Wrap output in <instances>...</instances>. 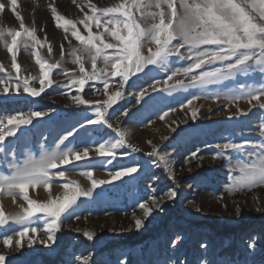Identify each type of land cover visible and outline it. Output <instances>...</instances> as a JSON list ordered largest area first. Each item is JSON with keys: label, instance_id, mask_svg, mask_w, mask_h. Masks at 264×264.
I'll return each mask as SVG.
<instances>
[{"label": "rangeland", "instance_id": "1", "mask_svg": "<svg viewBox=\"0 0 264 264\" xmlns=\"http://www.w3.org/2000/svg\"><path fill=\"white\" fill-rule=\"evenodd\" d=\"M0 2L7 5L0 11V28L20 30L9 0ZM88 2L17 0V11L21 13L25 25L34 26L37 37L42 41L35 49L29 42L26 48L16 50L22 77L39 76L34 53H39L49 63L61 60V43L65 49L62 68L76 69L75 75H79L78 65L72 64L67 55L70 47L78 46L79 42L70 32L67 35L71 45L64 39L65 32L57 27L50 5L56 7L57 14L76 22L81 34L87 35L88 30L79 21L85 18V12L91 14ZM119 2L91 0L97 8ZM136 15L139 16V13ZM89 23L94 33L98 31L93 22ZM105 39L114 42L107 35ZM49 46L53 48L51 55L47 50ZM149 47L154 49L155 45L145 43V55ZM186 51V48L181 49V52ZM0 63L16 76V70L11 68V53L3 42H0ZM189 63L191 61L188 59H180L174 54L169 57L166 66L149 65L143 72L130 75L120 89L122 94L117 102L107 109L106 115L113 128L103 123H87L88 119H95L94 108L91 105H78L71 99L74 95L90 101L107 99L102 81H88L80 89L78 85L70 83L69 76L61 69H54L50 74L53 83L45 87L40 96L33 97L22 89L15 92L10 88L7 94L0 91V116L30 111L46 113L45 116L33 118L31 124L21 125L15 136L6 137L4 152H0V169H6V163L13 159L22 161L29 152L38 156L42 149H55L62 137L73 130V136L60 145L62 149L70 147L82 150L86 146L94 147L96 142L112 140L116 136L113 129L117 126L129 130L127 143L116 150L115 159L98 156L90 148L89 158L60 166V170L65 171L64 178H52V197L62 196L63 183L68 181H76L81 189L90 188L91 180L82 174L89 170L95 179L109 181L98 185L91 196L79 197L76 204L62 214L61 228L56 232L55 242L49 241L47 245L39 242L47 239L43 218L31 225L38 229L34 234L37 242L29 244L25 237L23 247L19 249L5 247L2 238L3 234L14 235L21 226L12 222L0 226V253L6 254L5 264H81L86 257L89 264H264V186L229 193L226 190L230 183L229 175H238L232 169L237 153L229 150L225 156L213 159L219 151L217 144L228 140L241 142L244 139H261L260 125L264 123V109L258 105L253 107L255 101L249 104L241 99L234 103L225 97L239 83L258 84L264 81V74L257 68L248 76L238 74L234 79L209 84L204 89L199 86L169 87L176 79L184 80L187 84L183 74L171 80L168 77L176 68L187 67ZM85 67L91 71L90 61L85 63ZM97 67H103L99 60ZM165 80L168 81L167 85L164 84ZM119 82V78H111L109 93L116 91ZM29 85L40 87L38 79L30 80ZM2 87L0 85V89ZM142 90L147 92L138 102ZM193 96L198 99L188 104ZM194 109L197 114L192 119ZM238 110L247 114L242 115ZM165 112L168 114L160 119ZM128 144L139 151L134 152ZM153 144L158 146L159 151L170 154L175 180L169 178L163 164L154 165L152 160L156 158L147 155L152 151ZM197 149L200 150L197 158H191L190 154ZM186 159L188 163H185ZM133 162L141 165L136 173L111 180L110 172L131 166ZM172 188L177 192L176 198H165L161 208L154 209L137 230L133 213L137 217L143 215L138 205L152 196L159 200ZM28 193L31 199L37 201L49 198V191L42 185L35 189L29 187ZM113 194L118 198H114ZM20 205L27 207L21 195L17 194L13 202L12 196L0 193V207L6 213L20 211ZM197 208L200 210L197 211ZM85 230L95 233L92 240L83 235ZM253 244L254 247L251 246Z\"/></svg>", "mask_w": 264, "mask_h": 264}, {"label": "snow or ice", "instance_id": "2", "mask_svg": "<svg viewBox=\"0 0 264 264\" xmlns=\"http://www.w3.org/2000/svg\"><path fill=\"white\" fill-rule=\"evenodd\" d=\"M9 4L15 18L19 21L20 30L0 28V42H3L7 51L11 53V68L16 70V76H13L12 72L0 63V73L3 74L0 75V85H3L0 91L7 94L10 88L15 92H20L22 89L33 97L40 96L45 87L53 83L50 74L54 69H61L65 75L69 76L70 83L78 85L80 89L88 81H102L107 99L90 101L79 95L71 97L78 105H91L94 108L95 119H88L89 124L103 123L108 128H113L106 115L107 109L117 102L122 94L120 89L127 83L130 75L143 72L149 65L166 66L169 57L174 54L180 59H188L191 63L187 67L176 68L168 77V80H171L178 74H183L187 78V84L184 80L176 79L174 84L168 85L169 87L199 86L204 89L209 84L234 79L238 74L248 76L257 68L264 74V0H120L112 6L101 8H97L89 0L87 7L90 8L91 14L85 12V18L79 21L88 30L87 35L81 34L76 27V22L57 14L56 7L50 5L57 27L65 32L64 39L71 45L67 35L70 32L71 36L79 42L78 46L70 47L67 53L70 62L78 65L79 75H75L76 69L62 68L65 62V49L64 44L61 43V60L55 63H49L48 60L41 58L39 53H34L35 62L39 65L38 77L20 75L21 66L17 63L16 50L20 47L26 48L29 42L35 49L37 45L42 44V41L37 37L34 26L25 25L21 13L17 11V0H9ZM6 6V3L0 2V11H3ZM137 13L139 16L136 15ZM157 18L158 22H156ZM89 22H93L98 31L94 33ZM101 28L103 31H99ZM106 35L114 42L106 40ZM145 43L155 45L154 49L148 48L147 55L143 51ZM184 48L187 51L181 52ZM47 50L50 55L53 53L51 46ZM98 60L103 64V67L99 69ZM88 61L91 64V71L85 67ZM113 77L119 78L120 82L116 91L109 93L110 81ZM36 79L39 80V88L29 85L30 80ZM164 84L167 85L168 81L165 80ZM152 88L155 90L154 86ZM146 92L147 90L141 91L138 102ZM216 98H219V94ZM225 98L234 103L241 99L247 100L249 104L255 101L253 107L258 105L259 108L264 109V99H262L264 98V81L258 84L239 83ZM193 99L198 97L193 96L188 100V104H191ZM168 111H174V109ZM238 111L242 115L247 114L243 110ZM167 114V112L163 113L160 119H164ZM196 114L194 109L191 118L195 119ZM45 115L44 112L30 111L0 116V152H4L3 145L6 137L15 136L21 125L31 124L33 118ZM113 130L116 133L114 139L96 142L94 147L86 146L82 150L70 147L62 149L60 145L73 136L74 130L70 131L62 137L55 149L51 151L42 149L38 156L29 152L25 154L22 161L17 162L13 159L6 163V169H0V193L12 196L13 202L19 194L27 202V207L20 205V211L16 213H6L0 207V226H7L10 222L21 226L14 235L3 234L2 243L5 247L21 248L25 237H27V243H36L37 237L34 234L38 229L31 225L41 218L44 219L47 239L39 242L45 245L49 241L55 242L56 232L61 228L62 214L76 204L79 197L91 196L98 185L109 181L95 179L92 171L89 170L82 174L91 180L90 188L81 189L76 181H68L63 183V195L52 197L50 193L52 178H64L65 171L60 170V166L89 158L90 148L98 156L115 159L116 150L127 143L129 130L119 126ZM260 132L259 140L244 139L241 142L228 140L216 145L219 151L215 153L213 159L225 156L229 150L237 153L236 163L232 165V169L237 171L238 175L233 176L230 173V183L226 186L229 193L264 186V123L260 125ZM163 139L166 140L167 137ZM148 143L152 144L151 141ZM128 147L134 152L139 151L132 144H128ZM199 151L197 149L192 152L190 157L197 158ZM147 155L156 158L152 160L154 165L163 164L169 178L175 180L169 153L159 151L158 146L153 144L152 151ZM188 162L189 160L186 159L185 163ZM140 168L141 165L138 162H133L131 166H124L119 171L110 172L109 175L111 180H117L125 175L136 173ZM189 171H191L190 168ZM41 185L49 191V198L46 201L31 199L28 193L29 187L35 189ZM176 196L177 192L175 188H172L159 200L152 196L140 203L138 207L143 215L137 217L133 213L135 228L139 230L153 210L161 208L165 198L173 200ZM199 210L197 208V211ZM236 211L240 212L239 207ZM83 235L88 240H92L95 233L85 230ZM251 246L254 247V244ZM5 261L6 254L0 253V264H5ZM81 264H89V258H84Z\"/></svg>", "mask_w": 264, "mask_h": 264}, {"label": "trees", "instance_id": "3", "mask_svg": "<svg viewBox=\"0 0 264 264\" xmlns=\"http://www.w3.org/2000/svg\"><path fill=\"white\" fill-rule=\"evenodd\" d=\"M33 139H34V136L33 137H31V145L33 146ZM3 155V154H2ZM115 188V187H114ZM116 188H118V187H116ZM113 196H114V198H118V195H116V194H113Z\"/></svg>", "mask_w": 264, "mask_h": 264}]
</instances>
